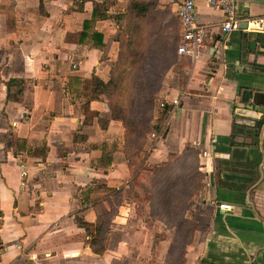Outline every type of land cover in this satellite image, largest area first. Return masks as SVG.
<instances>
[{
    "label": "crops",
    "instance_id": "crops-1",
    "mask_svg": "<svg viewBox=\"0 0 264 264\" xmlns=\"http://www.w3.org/2000/svg\"><path fill=\"white\" fill-rule=\"evenodd\" d=\"M130 1L0 0V264H166L174 229L152 217L164 210L156 194L185 177L189 151L204 180L183 264H264L262 121L251 107L264 93V0H238L247 27L230 33L224 13L198 2L205 33L195 57L179 53V3L152 0L181 32L156 93L171 110L136 157L123 122L84 89L110 80ZM93 33L103 48L87 42ZM10 80L22 91L12 86L9 100ZM226 175L255 185L220 188ZM79 220L93 234L105 226L103 253Z\"/></svg>",
    "mask_w": 264,
    "mask_h": 264
},
{
    "label": "trees",
    "instance_id": "trees-1",
    "mask_svg": "<svg viewBox=\"0 0 264 264\" xmlns=\"http://www.w3.org/2000/svg\"><path fill=\"white\" fill-rule=\"evenodd\" d=\"M166 14L169 13L158 9L152 0H131L125 13L119 15V19L123 22L120 24V33L115 39L119 43V58L118 64L111 70L110 80L103 83L94 77L93 86L84 88L93 100L106 101L112 117L123 122L127 142L133 143V148H129L127 154L133 152L134 157L143 150L147 137L162 132L163 122L171 110L167 103H162L163 101L156 97L164 72L175 61L171 53L175 48H171L169 39L171 38L172 43L178 45L181 32L175 21L171 24L164 23ZM91 37L93 39L87 41L89 44L92 40L96 48H103L93 41L96 38L101 40L100 35L93 33ZM152 56L156 57L155 61H151ZM17 83L16 80L7 83L9 100L13 98L12 86L16 87V93L22 91ZM162 104L164 107L161 106ZM156 113L159 116L158 121L153 119ZM191 152L194 151H189L187 159L191 160L192 165L187 167L185 177L174 185L168 186V183L167 189L162 187L157 190L158 193L156 192L160 199L159 206L164 207V210H154L152 217L161 218V221L175 230L166 264H183L186 247L194 237V230L187 213L203 187L204 176L196 167V152ZM251 163L247 158L246 164L250 167L245 168L253 169ZM246 176L226 175L219 186L230 191L250 190L255 185V180L250 179L249 175ZM168 191H171V194ZM172 217L175 218V222ZM79 224L89 230L91 234L89 244L93 251L96 254L103 253L105 248L99 243L104 242L103 235L107 232L105 226L98 225L93 234L89 224L82 220H79Z\"/></svg>",
    "mask_w": 264,
    "mask_h": 264
},
{
    "label": "built area",
    "instance_id": "built-area-1",
    "mask_svg": "<svg viewBox=\"0 0 264 264\" xmlns=\"http://www.w3.org/2000/svg\"><path fill=\"white\" fill-rule=\"evenodd\" d=\"M179 3L178 16L184 29L183 44L179 47V53L185 56H197L203 46L204 28L200 27L197 20V3L205 2L211 8L219 10L225 15V21L221 26L224 33L240 29L238 19V0H175ZM177 104V102H175ZM230 210L231 206H221Z\"/></svg>",
    "mask_w": 264,
    "mask_h": 264
},
{
    "label": "water",
    "instance_id": "water-1",
    "mask_svg": "<svg viewBox=\"0 0 264 264\" xmlns=\"http://www.w3.org/2000/svg\"><path fill=\"white\" fill-rule=\"evenodd\" d=\"M247 18V14L245 16ZM247 27V24H244L243 26H240V29H245ZM250 97V95L248 96ZM252 110H255V112L260 113L261 117L259 118L260 121H262L261 130L256 135V139L258 140V149L262 156V163L264 164V93L256 92L252 95Z\"/></svg>",
    "mask_w": 264,
    "mask_h": 264
},
{
    "label": "rangeland",
    "instance_id": "rangeland-1",
    "mask_svg": "<svg viewBox=\"0 0 264 264\" xmlns=\"http://www.w3.org/2000/svg\"><path fill=\"white\" fill-rule=\"evenodd\" d=\"M169 43H170V46H171L172 49H174L175 46H177V45H175L174 43H172V39H171V38L169 39ZM155 59H156V57H155V56H152L151 61H155ZM162 66H163V65H162ZM190 211H191V210H189L188 212H190ZM141 212H142V211H141ZM141 212H140V213H141ZM142 216H144V215L142 214ZM145 216H146V214H145ZM172 219H173V222L176 221L175 218L172 217ZM155 220H157V218H156ZM158 220L161 221V218L158 219ZM174 233H175V230H174V231L172 230V231H171V238H174V236H175ZM155 234H157V236H156L157 239H163V238H164L163 236H165V235H166L165 237L168 236L165 232H163V233H160V232H159V233H158V232L156 233V232H155Z\"/></svg>",
    "mask_w": 264,
    "mask_h": 264
}]
</instances>
